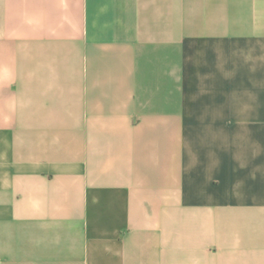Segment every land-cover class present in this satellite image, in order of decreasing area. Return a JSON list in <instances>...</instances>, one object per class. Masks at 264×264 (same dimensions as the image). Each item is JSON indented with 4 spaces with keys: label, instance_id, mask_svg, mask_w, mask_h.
Here are the masks:
<instances>
[{
    "label": "crops",
    "instance_id": "1",
    "mask_svg": "<svg viewBox=\"0 0 264 264\" xmlns=\"http://www.w3.org/2000/svg\"><path fill=\"white\" fill-rule=\"evenodd\" d=\"M0 264H264V0H0Z\"/></svg>",
    "mask_w": 264,
    "mask_h": 264
}]
</instances>
